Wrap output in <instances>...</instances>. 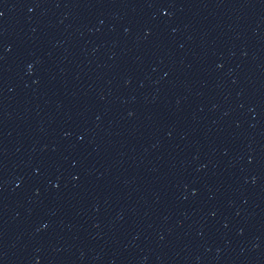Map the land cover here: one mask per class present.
<instances>
[{
	"label": "water",
	"instance_id": "water-1",
	"mask_svg": "<svg viewBox=\"0 0 264 264\" xmlns=\"http://www.w3.org/2000/svg\"><path fill=\"white\" fill-rule=\"evenodd\" d=\"M0 264H264V0H0Z\"/></svg>",
	"mask_w": 264,
	"mask_h": 264
}]
</instances>
